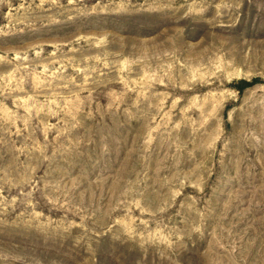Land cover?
<instances>
[{
	"label": "rangeland",
	"instance_id": "obj_1",
	"mask_svg": "<svg viewBox=\"0 0 264 264\" xmlns=\"http://www.w3.org/2000/svg\"><path fill=\"white\" fill-rule=\"evenodd\" d=\"M0 264H264V0H0Z\"/></svg>",
	"mask_w": 264,
	"mask_h": 264
},
{
	"label": "trees",
	"instance_id": "obj_2",
	"mask_svg": "<svg viewBox=\"0 0 264 264\" xmlns=\"http://www.w3.org/2000/svg\"><path fill=\"white\" fill-rule=\"evenodd\" d=\"M254 82H248V81L243 80V81L238 82L236 84V87L238 88L239 91H242L246 88L253 86Z\"/></svg>",
	"mask_w": 264,
	"mask_h": 264
}]
</instances>
